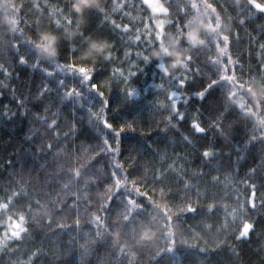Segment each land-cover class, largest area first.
<instances>
[{
  "label": "trees",
  "instance_id": "trees-1",
  "mask_svg": "<svg viewBox=\"0 0 264 264\" xmlns=\"http://www.w3.org/2000/svg\"><path fill=\"white\" fill-rule=\"evenodd\" d=\"M159 1L166 10L162 19L166 25L157 39L158 18L146 0H96L104 12L89 21L87 12L66 20L67 0H0V205H8L0 208V264H264L260 179L264 175V125L259 123L264 121V79L258 77L264 74V11L248 0ZM255 2L264 5V0ZM240 19L245 23L240 24ZM113 22L120 28H114ZM46 30L63 40L55 61L31 54L26 43ZM190 31L203 36L198 47L188 44ZM218 33L220 47H224L223 35L229 36L223 55L212 40ZM101 35L113 45L109 58L81 60L87 39ZM160 40L166 45L179 42L184 55H192L187 69L169 68L165 74L158 60L144 63L137 55H148ZM15 43L18 50L9 51ZM20 57L26 63H19ZM229 57L234 63H229ZM70 65L92 68L91 81L81 87L83 76L69 71ZM49 72L54 75L49 77ZM219 75H234L228 100L224 98L230 88L227 82L203 100L194 95L211 80H219ZM173 77L186 78L185 86L180 87ZM91 84L98 88L91 89ZM44 85L51 91L36 108ZM71 89L83 97H65ZM172 92L177 95L173 97ZM102 99L109 102L105 112H101ZM174 102L183 120L171 111ZM222 104L236 106L223 122L229 129L223 133L227 140L211 128ZM105 117L124 131L119 136L120 153L104 149L101 159L98 154L104 140L112 148L117 146L113 132L103 125ZM53 120L59 127L48 128ZM193 121L206 133H197ZM42 141L60 153L55 160L51 153L47 161L39 155ZM205 149L215 153L207 161L200 155ZM45 162V170L32 171ZM116 164L122 167L115 169ZM78 169L79 178L74 176ZM112 170L122 181L128 177L126 188L116 190ZM132 180L141 182L134 186ZM252 184L256 185L255 209L249 203ZM21 188L27 201L12 196ZM113 193V200L126 202L130 197L147 214L129 227L121 216H113L111 222L105 219L109 213L100 209L101 204L112 213L119 210L108 200ZM74 194L80 197L78 201ZM148 197L155 202L153 207ZM74 202L75 210L70 207ZM189 204L199 214H179L177 206ZM54 206L60 210L53 212ZM20 214L26 218L23 226L28 231L13 239ZM178 214L182 222L176 219ZM95 216L101 217L102 225L94 221ZM168 217L173 218L175 247L157 255L168 246L161 237ZM245 223L253 228L247 237L237 239ZM145 229L152 233L147 242L141 237Z\"/></svg>",
  "mask_w": 264,
  "mask_h": 264
},
{
  "label": "snow or ice",
  "instance_id": "snow-or-ice-1",
  "mask_svg": "<svg viewBox=\"0 0 264 264\" xmlns=\"http://www.w3.org/2000/svg\"><path fill=\"white\" fill-rule=\"evenodd\" d=\"M249 4H253L257 9H260L261 11H264V5H261V4H258L255 2V0H248ZM208 5H206L205 7H207ZM237 6H239V4L237 3ZM37 7H39L37 5ZM193 8L196 7L195 4L192 5ZM22 9V8H21ZM21 9H20V12H21ZM66 9H67V16H65V19L67 20V17L68 16H77V13L75 11L72 10V5H71V0H67V4H66ZM104 12V9L102 6H97L95 8H92L90 10L87 11V18H88V21L95 15H99L100 13H103ZM105 19H107V16L105 15ZM19 23V19L17 21V24ZM239 23L240 24H244L245 21L243 19H240L239 20ZM68 24H71V21L68 20ZM57 25H59V21H57ZM113 25H114V28H120V25H116L114 22H113ZM77 27H79V25H77ZM18 31V28H16L14 31H13V35H12V38L15 39V33H17ZM125 31H127V28L125 26ZM178 32H180L181 35H183V31H180L178 29ZM81 37L83 38V34L80 33ZM159 36H160V33H157L156 34V38L159 39ZM97 37H101L103 38V36H97ZM136 39L139 40L140 37L139 36H136ZM212 40L215 41V44H216V48L218 49V52L223 55V54H226L227 53V46H228V43H229V36L228 35H223L222 37V43L224 44V47H220V44H221V40H220V33L212 36ZM28 47H29V52L39 58L40 55L36 52L35 48H34V44H33V40L30 39L28 41H26ZM62 43H63V40H61V43H60V48L62 47ZM147 43L149 44V47L150 49L152 48L151 46V41H147ZM159 43H162V40H160ZM206 46V44L204 45ZM113 47V45L111 44L109 50ZM12 50H18V45L15 43V44H12L10 46V49L9 51H12ZM127 55V54H126ZM137 55L139 56H142V60L144 63H148L150 62L152 59H150V57L148 55H143L141 53H138ZM109 56H110V53H109ZM109 56L107 57V59L109 58ZM81 60H83V58L81 57ZM193 60V57L192 55H188L187 56V59H186V62L184 63V66L182 68L184 69H187L188 67V64L191 63ZM95 61V60H93ZM19 63L21 64H24L26 63V60L23 58V57H20L19 58ZM217 64H220V60L217 59L216 61ZM229 63L232 64L234 63L232 60H231V57H229ZM222 69H225L226 70V66L224 65H220ZM159 68H163V64H159L158 65ZM69 68V71H78L80 74H82L83 76V81L81 82V87H83V84L84 82H90L91 81V73H93V69L92 68H87V67H79L78 69L75 67V65H70L68 66ZM197 71H199V69H197ZM165 74H166V70H164ZM47 75L49 77L53 76L54 73H47ZM130 75H134V73H130ZM234 76V75H232ZM232 76H227V75H219V80H211L210 83H208L204 89L198 93H194L195 96H197L199 99L203 100L206 98V94H208L211 90H213L214 88L216 87H220L222 86V83L224 82H227L229 85H230V88L224 93V98L225 100H228L229 99V96L231 95V87H232V81L230 79V77ZM261 79H264V74H259V76ZM173 79H178V83H179V86L180 87H184L185 84H186V78H178V77H173ZM58 85L59 87H64V82L63 80L61 81H58ZM98 88V85L97 84H91V89H97ZM51 91L50 88H48L47 85H44L43 86V90L37 95L36 97V104L34 105V107L38 108L42 103H43V97L45 95H47L49 92ZM99 95L101 97H103V93H99ZM131 95V94H129ZM173 97H175L177 95L176 92H172L171 94ZM65 97H76L77 99H80L83 97V93L77 91L76 89H71L69 91H67L65 93ZM128 97L126 96V99ZM187 101H185L186 103ZM18 104H22L21 101H17ZM101 104H102V107H101V112H105L106 110H108V106H109V102L107 99H102L101 100ZM235 105H232L231 108H229L226 104H222L221 105V108L223 109L222 111L221 110H217V115L215 117H213L212 119V122H211V128L212 130H214L215 132H218L221 136L222 139L224 140H227L225 138V136L223 135V133L225 131H228V125H224V121L227 119L228 115H229V112L230 111H233L235 109ZM171 111L173 113L176 114V116L179 117L180 120H183L184 119V116L182 113L179 112V109L178 107L176 106V103L174 102L172 104V107H171ZM259 121V120H258ZM260 124L264 125V121H259ZM103 125L106 129H109L113 132L114 134V138H115V142H116V147L115 148H112V146L110 144H108V141L107 140H104L103 142V149L101 150V152L98 154L100 156L101 159H103V156H104V149L107 150V152L109 153H112V154H115V155H118L120 153V149H119V136H120V133L124 131V127L123 126H120L119 124L117 125H114L112 122H109V118L108 117H105L103 119ZM48 128H55V127H59V123L58 121L56 120H53L51 125H47ZM71 127V126H69ZM126 127L128 128H131L132 125L131 124H126ZM192 127L195 129V131L199 134H204L206 133V129L202 126H200L197 122L193 121L192 123ZM117 129H119V131H117ZM65 139H67V134L65 135ZM43 143V147L42 148H38L37 149V152L39 153L40 156L44 157L45 158V161H47L48 157H47V153H51L52 155V159L55 160L56 157H58L60 155L59 152H53V144L51 143H47L46 141H42ZM201 155V158L205 161L208 160V158L212 157L213 155H215V153L213 151H210L208 149H205L204 151H202V153L200 154ZM97 163L100 162V160H97L96 161ZM107 163V162H105ZM10 166H13L11 165L10 163ZM47 162H45L44 164H39L37 165L36 168H33V172L37 171V169L43 171L47 168ZM122 166L119 165V164H116L114 166L115 169H120ZM251 175H254L255 174V170L253 169L250 173ZM110 175L112 178H115V188L117 191H119V189L121 187H125L127 186V180H128V177L125 176L124 180L122 181L121 179L119 178H116V171L115 170H112L110 172ZM74 176L79 178L81 176V171L78 169L74 172ZM261 179V182H262V187H264V175H262L260 177ZM138 182H141V181H137V180H132V184L135 186ZM157 182H160L159 178L157 179ZM65 188H67V185H64ZM250 187L252 188V198L251 200L249 201L251 207L253 209H255L256 207V204H255V190H256V185L255 184H252L250 185ZM110 193L112 192V189L110 188L108 190ZM134 191L137 192V194H139V189L138 188H134ZM115 195V193H113L112 195H109L108 196V200L111 202V203H114L116 204V208L119 209L118 211H116L115 213H112V209L110 207H106L105 205L101 204L100 205V209H102L103 211L105 212H108L109 215L105 217V219L109 220L110 222L112 221V218L113 216H121L122 217V220H123V224L125 227H129L131 225H133L135 222H136V218L137 217H142V216H145L148 212V210L140 203H137L135 200H132L130 197L127 198L126 202L124 201H121V202H117L115 200H113V196ZM162 195H163V192H162ZM12 196L13 197H16V198H19V199H23L25 201H27V193L24 191L23 188H21V191L20 192H13L12 193ZM75 196V194H74ZM80 199L79 196H75V201H78ZM148 202L149 204L151 205V207L154 206L155 202L151 200V197H148ZM54 204V202H53ZM15 206V205H14ZM262 206H264V200H262ZM8 205L4 204V205H0V208H7ZM71 208H73L75 210L76 208V203L74 202L72 205H70ZM177 208L179 209V214L180 213H191V214H199L198 212V209L197 208H194L191 206V204H189L187 207H182V206H177ZM241 209L244 211V207L243 205H241ZM57 210H60V209H57L55 206L53 207L52 211H57ZM122 210V211H120ZM212 210V206H209L208 208V211H211ZM176 215V219L177 220H180L181 222L183 221V216L182 215ZM172 220L173 218L172 217H168L167 218V224L165 225V229L166 231H163L161 233V237L163 236V238L165 239V241L167 242V248H160L159 251H157V255L160 254V252H172L174 247H175V239L173 238L174 237V232L172 230ZM94 221L98 224V225H102L103 224V221L101 220V217L100 216H95L94 217ZM51 219H49V224L51 223ZM27 221H26V218L23 214H20L19 215V219L17 221V223L14 225V228L15 230L12 232L11 234V238L13 239H18L21 234H27V231L28 229L26 227H24L23 225L26 224ZM76 224L79 225V220L77 219L76 220ZM253 228V225L250 224V223H245L244 224V227L243 229L240 231V236L237 237V239H240V238H243V237H247L248 233L252 230ZM107 227L104 228V231L105 233H107ZM101 235L100 232H97V236L99 237ZM158 244V243H157ZM157 244H155L154 246H156ZM115 246V245H113ZM153 246V247H154ZM83 247V246H82ZM121 251H124L123 248L120 249Z\"/></svg>",
  "mask_w": 264,
  "mask_h": 264
},
{
  "label": "clouds",
  "instance_id": "clouds-1",
  "mask_svg": "<svg viewBox=\"0 0 264 264\" xmlns=\"http://www.w3.org/2000/svg\"><path fill=\"white\" fill-rule=\"evenodd\" d=\"M71 5L72 10L77 13V16L98 6L96 0H71ZM64 39L71 41L67 36H65ZM186 39L188 44L193 48L203 43V36L198 37L195 31H190ZM60 43L61 36L49 30L39 31L33 39L36 52L41 58L49 61H55L59 57L61 52ZM110 46L111 42L106 37H89L87 39V46L81 53V57L85 60L107 59ZM148 56L150 59L158 60L160 62L159 64H163L162 70H166V74L169 68H182L187 59V56L184 55V48L179 45V42L174 45L159 43ZM151 234L150 230L145 229V231L141 233V237L147 242Z\"/></svg>",
  "mask_w": 264,
  "mask_h": 264
},
{
  "label": "rangeland",
  "instance_id": "rangeland-1",
  "mask_svg": "<svg viewBox=\"0 0 264 264\" xmlns=\"http://www.w3.org/2000/svg\"><path fill=\"white\" fill-rule=\"evenodd\" d=\"M146 3L149 5L151 11L156 15L158 18L156 20L155 28L157 33H163V29L165 24V21H163V16L166 14L165 7L162 5V3L159 0H146ZM165 10V11H164Z\"/></svg>",
  "mask_w": 264,
  "mask_h": 264
}]
</instances>
